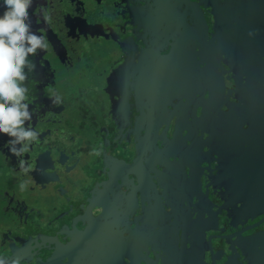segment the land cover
Masks as SVG:
<instances>
[{
  "label": "flooded vegetation",
  "instance_id": "flooded-vegetation-1",
  "mask_svg": "<svg viewBox=\"0 0 264 264\" xmlns=\"http://www.w3.org/2000/svg\"><path fill=\"white\" fill-rule=\"evenodd\" d=\"M162 3L171 35L162 52L173 48L175 71L153 70L160 40L149 0H33L32 21L47 4L53 23L40 26L56 34L33 58L30 124L40 139L25 158L36 182L22 190L13 171L0 174V211L11 234L79 251L69 264H264V74L240 69L228 50L214 56L210 0ZM200 17L208 48L193 50L191 39L187 63L178 30ZM67 57L78 70L53 69ZM53 88L62 105L51 103ZM6 154L0 173L18 165ZM101 194L105 211L77 215Z\"/></svg>",
  "mask_w": 264,
  "mask_h": 264
},
{
  "label": "clouds",
  "instance_id": "clouds-1",
  "mask_svg": "<svg viewBox=\"0 0 264 264\" xmlns=\"http://www.w3.org/2000/svg\"><path fill=\"white\" fill-rule=\"evenodd\" d=\"M32 8L33 0H2L0 3V134L9 137L6 146L17 157L19 174L25 177L36 171L25 157L40 139V131L30 124L34 114L29 107L34 103L33 74L37 71L33 58L52 47L45 32L33 30V12L29 11ZM35 11L43 23H53V10L47 4ZM48 97L55 106L63 104L60 93L54 88ZM29 183L22 180V190ZM25 261L20 256H0V264H25Z\"/></svg>",
  "mask_w": 264,
  "mask_h": 264
},
{
  "label": "water",
  "instance_id": "water-1",
  "mask_svg": "<svg viewBox=\"0 0 264 264\" xmlns=\"http://www.w3.org/2000/svg\"><path fill=\"white\" fill-rule=\"evenodd\" d=\"M163 0H149V4H153V14H155L153 34H156L160 40L157 44L155 53L158 56V60L153 68L154 72L157 71H175L172 69L170 61L171 52L173 48L170 46L168 52L164 53L162 50L165 47V40L171 38L169 34V27H165V24H170L168 21V14L165 15L162 11L158 13V9L164 7ZM213 7L212 11L215 16L216 31L213 32L215 37L220 42V45L214 47V56L221 55L223 51L228 50L229 54L234 56V61L238 63L240 69L250 70L252 73L264 74V0H210ZM190 6H198L195 2H188ZM171 6L168 2L166 7ZM165 7V8H166ZM211 11V12H212ZM199 13H202L199 9ZM182 16V15H181ZM184 14L182 16V19ZM200 24L194 26H188L182 28L179 31L177 39H179L177 47L181 53L187 54L186 62L189 63L190 56H188L187 49L190 47L189 41L191 39H198L199 41L192 45L193 50L199 45L202 48H208L207 41L204 40L207 37L205 30L204 19L200 17ZM159 26L162 29L158 31ZM214 27V28H215ZM187 28V29H186ZM186 29V31H184ZM191 30L188 32V30ZM253 30H255L253 32ZM158 31V34H157ZM249 33H252L249 35ZM188 42V43H187ZM202 43V44H201ZM194 53V51H193ZM235 53V55H233ZM194 60V59H193ZM230 60V59H229ZM234 63V62H233ZM235 65V63H234ZM178 72L179 65L176 67ZM175 76V74H172Z\"/></svg>",
  "mask_w": 264,
  "mask_h": 264
},
{
  "label": "rangeland",
  "instance_id": "rangeland-1",
  "mask_svg": "<svg viewBox=\"0 0 264 264\" xmlns=\"http://www.w3.org/2000/svg\"><path fill=\"white\" fill-rule=\"evenodd\" d=\"M54 2H53V7H54ZM0 11H2V9H0ZM37 20H33L32 21V26L33 29H35L36 31H43V28H41L40 24L43 22H39L38 18L36 17ZM108 25H103L101 26L100 30L98 31H92L91 34V40H93L94 38L98 37H102L103 35L101 34V32L103 30H107L109 28H107ZM102 30V31H101ZM45 31V30H44ZM47 31V37L49 38V40L52 38L53 41H55V35H51V33L49 32L48 29H46ZM58 31V30H57ZM85 36V35H84ZM86 47L87 46V42L84 44ZM83 47V48H84ZM84 52L87 54V49H84ZM82 60L84 59V56L82 55V57H80ZM57 61V58L54 59V67L53 69L56 70L57 67H62L66 70L72 71L73 67L75 68V70H78V68L76 67V65L73 66V59L70 57L64 58L62 61H59V63L56 65L55 62ZM102 66V64H101ZM56 67V68H55ZM127 72H125L126 74ZM46 122V121H45ZM58 122L55 121V125H57ZM34 127V126H32ZM34 128L37 129V127L35 126ZM3 134L0 135V156L2 158L8 157L9 155L6 154V152L9 151L8 147L6 146V142L3 139ZM9 139V137H7ZM52 151V150H50ZM8 170H11L14 172V176L16 178L19 177V181L21 182L22 180H29L30 183L28 185L29 188H34L35 186V182L33 180V176L29 175L27 177L20 175L19 174V167L18 165H15V163H9L7 165L4 166V173H0L1 175L4 174V178L8 175ZM88 179H90V181L92 180L91 178L88 177ZM8 181V180H7ZM11 181V180H10ZM9 181V182H10ZM89 182V180H88ZM11 183V182H10ZM89 192H83L82 193V197L85 198L88 197ZM105 196L108 199V195L105 194ZM7 196H4V198H6ZM101 199V200H100ZM82 202V204L80 205V209L78 210V214L77 215H90L93 216L96 213L93 210H98V211H102V210H106V206L108 204V201L106 200V198L104 197V194H101V196L99 198H97L96 203L99 204V206H95L96 203H94V201L90 200L92 203V207L90 208L89 205H86L85 202ZM2 207L0 206V209ZM115 209V207H113ZM101 209V210H99ZM102 214V212L97 213ZM8 226H10L9 222L7 221L6 217H3L1 211H0V256H20L22 258H24L26 261L25 263H31V264H37V263H43V258L40 256L41 253H43V255L45 256V258L47 260H45L44 262H48V263H63V264H69L67 262V258L69 257V255H76L79 253L78 252H67L64 249H60L61 247L59 246V248H56L58 245L57 244H53L52 247H46L43 248L41 247L40 243L38 242V240L34 237V235L30 234V232L21 229L19 232L15 233V234H11L9 232V228ZM74 237H79L81 238L83 236L82 232L80 230H77L76 232H74L72 234ZM42 246H48L49 245V241L47 240H42L41 241ZM65 248V247H63ZM52 249H56L59 250L57 251L56 254L51 255L50 254V250ZM4 251V253L2 252ZM3 253V254H1ZM70 253V254H69Z\"/></svg>",
  "mask_w": 264,
  "mask_h": 264
}]
</instances>
